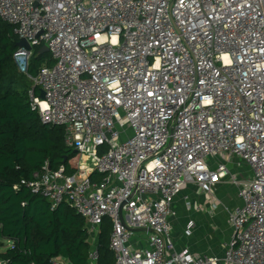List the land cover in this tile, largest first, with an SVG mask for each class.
Instances as JSON below:
<instances>
[{
    "label": "built area",
    "instance_id": "obj_1",
    "mask_svg": "<svg viewBox=\"0 0 264 264\" xmlns=\"http://www.w3.org/2000/svg\"><path fill=\"white\" fill-rule=\"evenodd\" d=\"M0 18L31 47L14 55L31 106L80 155L73 175L46 163L14 188L86 219L89 264L105 218L115 264H264V0H0ZM39 46L56 63L32 76ZM232 159L249 168L243 181ZM191 184L233 228L222 258L176 247L175 204ZM219 184L242 205H223Z\"/></svg>",
    "mask_w": 264,
    "mask_h": 264
},
{
    "label": "trees",
    "instance_id": "obj_2",
    "mask_svg": "<svg viewBox=\"0 0 264 264\" xmlns=\"http://www.w3.org/2000/svg\"><path fill=\"white\" fill-rule=\"evenodd\" d=\"M19 41L14 27L0 18V260L5 264H53L59 259L67 264H89L92 247L86 219L69 203L52 209L47 199L26 187L14 188L46 163L53 171L64 167L66 174L73 175L80 159L67 146L64 127L43 124L31 106L29 79L14 63ZM41 48L33 50L32 76L56 63ZM35 93L40 95L39 87ZM90 178L97 183L102 175L95 173ZM111 233L112 222L105 218L97 237L98 264H115ZM8 242H14V247H8Z\"/></svg>",
    "mask_w": 264,
    "mask_h": 264
},
{
    "label": "crops",
    "instance_id": "obj_3",
    "mask_svg": "<svg viewBox=\"0 0 264 264\" xmlns=\"http://www.w3.org/2000/svg\"><path fill=\"white\" fill-rule=\"evenodd\" d=\"M238 163L239 162L236 159H232L231 162L227 163L229 170L232 173L240 174L242 177L250 175L249 168L246 165H242L241 167ZM214 193L218 198H220L223 205L225 204L229 207L242 205V201L238 196V188L234 185L219 184L214 188ZM186 197H188L191 201V209L186 207L184 200ZM175 208L177 212L181 215H185L187 218L180 232L177 230L180 219L177 223L175 222L174 225V235L172 236L176 241L175 243L177 249L183 250L187 248L192 253L200 257L217 256L222 258L225 254V247L230 242L233 234V228L228 222L227 214L222 205H218L216 210L213 209L211 206L210 196L201 191L198 186L191 184L178 197ZM198 208H200V210H198ZM188 221H194L196 226L191 236H187L184 233V228ZM219 234H223L222 239L218 237ZM183 236L185 237L184 239ZM132 242L136 246H143V244L136 243V239H133ZM7 246L9 247L8 243ZM59 262L67 264L66 261L60 259Z\"/></svg>",
    "mask_w": 264,
    "mask_h": 264
},
{
    "label": "rangeland",
    "instance_id": "obj_4",
    "mask_svg": "<svg viewBox=\"0 0 264 264\" xmlns=\"http://www.w3.org/2000/svg\"><path fill=\"white\" fill-rule=\"evenodd\" d=\"M27 85H28V87H30V88H33L34 87V82L33 81H31V80H28V82H27ZM92 172V171H91ZM90 172V173H91ZM244 178L245 177H242V176H240V174H238V179L240 180V181H243L244 180ZM178 215H179V219H180V221H179V225L177 226V230H178V232H180V230H182V228H183V224L186 222V220H187V218H186V216L185 215H181L179 212H178ZM182 226V227H181ZM180 227H181V229H180ZM180 234V233H179ZM172 235H174V232H172ZM213 235H215V234H213ZM148 236H149V234L147 233V232H138L137 234H135V238L136 237H141V238H143V239H147L148 238ZM218 237H220V239H222L223 238V234H219L218 235ZM185 237L183 236V239H184ZM216 238V237H215ZM176 242V241H175ZM213 243H216V242H213Z\"/></svg>",
    "mask_w": 264,
    "mask_h": 264
},
{
    "label": "water",
    "instance_id": "obj_5",
    "mask_svg": "<svg viewBox=\"0 0 264 264\" xmlns=\"http://www.w3.org/2000/svg\"><path fill=\"white\" fill-rule=\"evenodd\" d=\"M18 47H25L26 49H30V45L28 44V42L26 40H20L19 43H18ZM41 52H49V49L46 47V46H43L41 48ZM40 97L42 99H45V92L44 91H41L40 93ZM134 232H138V230H133Z\"/></svg>",
    "mask_w": 264,
    "mask_h": 264
}]
</instances>
